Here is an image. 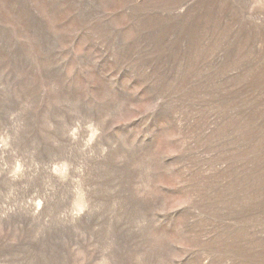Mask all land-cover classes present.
Masks as SVG:
<instances>
[{
    "label": "rangeland",
    "instance_id": "rangeland-1",
    "mask_svg": "<svg viewBox=\"0 0 264 264\" xmlns=\"http://www.w3.org/2000/svg\"><path fill=\"white\" fill-rule=\"evenodd\" d=\"M0 264H264V0H0Z\"/></svg>",
    "mask_w": 264,
    "mask_h": 264
}]
</instances>
